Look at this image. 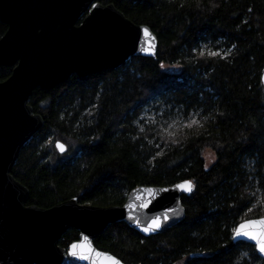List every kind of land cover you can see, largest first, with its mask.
Instances as JSON below:
<instances>
[{
    "label": "trees",
    "instance_id": "16d2710c",
    "mask_svg": "<svg viewBox=\"0 0 264 264\" xmlns=\"http://www.w3.org/2000/svg\"><path fill=\"white\" fill-rule=\"evenodd\" d=\"M98 2L147 25L158 39L156 56H134L115 69L32 91L28 104L44 124L11 171L29 191L27 205L50 208L76 198L121 206L135 187L191 180L178 224L149 237L123 222L110 224L94 246L125 264H264L230 242L234 221L246 215L230 205L251 191L264 195V0ZM5 30L0 23V37ZM233 44L227 60L208 58L207 49L199 56L204 45L223 53ZM10 71L0 67V81ZM193 118L199 124L185 128ZM54 138L69 143L72 154L55 152L48 145ZM206 150L217 157L207 169ZM258 214L264 211L247 215ZM77 240L78 231L69 229L60 246Z\"/></svg>",
    "mask_w": 264,
    "mask_h": 264
},
{
    "label": "water",
    "instance_id": "95a60500",
    "mask_svg": "<svg viewBox=\"0 0 264 264\" xmlns=\"http://www.w3.org/2000/svg\"><path fill=\"white\" fill-rule=\"evenodd\" d=\"M0 23L6 26L0 37V67L12 68L0 81V264H87L67 257L66 249L84 236L94 246L110 224L123 222L149 237L182 221L181 197L188 194L176 190L160 192L151 210L141 215L145 221L167 208L176 209L155 234L139 231L123 207L136 189H174L180 182L135 187L121 206L80 204L71 198L41 208L27 205L29 191L11 173L20 149L44 124L28 104L32 91L51 90L72 76L84 79L115 69L134 56L155 57L158 39L152 30L128 19L114 4L98 0H0ZM144 28L155 38V55L139 50ZM69 229L78 231V240L65 248L60 240Z\"/></svg>",
    "mask_w": 264,
    "mask_h": 264
},
{
    "label": "snow or ice",
    "instance_id": "6c2138e0",
    "mask_svg": "<svg viewBox=\"0 0 264 264\" xmlns=\"http://www.w3.org/2000/svg\"><path fill=\"white\" fill-rule=\"evenodd\" d=\"M184 6L183 3L180 5ZM214 7L216 5H213ZM96 5H93L95 8ZM248 12H252V9L249 8ZM245 24L248 21H244ZM143 39L141 41L140 52L146 55H155L156 44L154 42V37L150 33L148 28H144ZM238 46L236 44L232 45V48L228 49L226 52L215 51L208 48L207 45H204L203 49L199 50V56L201 58L205 57V49H207V57L210 59L220 58L221 60H227L231 56L232 49H236ZM159 67L161 69H166L168 66L164 63H160ZM176 67H181L177 64ZM260 83L264 84V75L260 77ZM94 108H99V105H93ZM219 115H224L223 113H218ZM88 116H93L94 113L89 110L87 112ZM140 121H144L146 118L141 116ZM80 122L78 121V124ZM199 121L195 118L191 119L189 122L184 124L185 128H192L194 125H198ZM202 127V125H200ZM171 127V125H169ZM141 132L144 131L143 128L140 129ZM94 140L99 139L98 136L93 137ZM246 139V138H242ZM179 141H173V143H178ZM48 145L51 146L55 152H58L60 156H65V154L71 155L70 144L63 141L62 139L54 138L49 139ZM159 147V145H157ZM212 156V161H215L217 157L210 153ZM51 159V157H49ZM155 159V157H153ZM211 162V161H210ZM151 163V161H150ZM207 165L205 168L207 169ZM250 180L251 177H248ZM260 188L264 189V176H261L260 179ZM194 184L191 180H184L180 183L175 184L174 189L164 188L160 191L153 189L151 187H145L141 189H136L133 191L130 197V202L123 205L126 213L127 220L134 224L139 231L143 232L146 236L158 233L164 224H166L170 219V214L176 212L174 208H167L164 211L152 215L145 221L141 220V215L145 212L151 210L153 202L160 195V192H169L172 190L180 191L183 193L191 194L194 190ZM232 208H237V215H239L241 210L246 209L245 218L239 220L238 222L234 221L233 226L231 227L230 242H232L233 247H238L244 245L249 248L250 252L253 254L252 258L256 259L258 254L260 258H264V214L258 215H247L254 214L258 211H264V195L257 197L256 191H251L248 193V198L244 199L241 197L239 205H230ZM67 257L73 258L77 261H85L87 264H122V261L116 256L105 253L97 250L92 243L89 241L87 236H84L83 239L78 243H72L65 251ZM248 253H245L241 259H244Z\"/></svg>",
    "mask_w": 264,
    "mask_h": 264
},
{
    "label": "rangeland",
    "instance_id": "374dc122",
    "mask_svg": "<svg viewBox=\"0 0 264 264\" xmlns=\"http://www.w3.org/2000/svg\"><path fill=\"white\" fill-rule=\"evenodd\" d=\"M210 153H212L210 150H206L205 153H204V158H205V161H206V165L207 166H209L212 163V156L209 155Z\"/></svg>",
    "mask_w": 264,
    "mask_h": 264
},
{
    "label": "flooded vegetation",
    "instance_id": "af4514ba",
    "mask_svg": "<svg viewBox=\"0 0 264 264\" xmlns=\"http://www.w3.org/2000/svg\"><path fill=\"white\" fill-rule=\"evenodd\" d=\"M10 69L12 70V68H10ZM10 72H11V71H10ZM10 74H11V73H10ZM9 76H10V75H9ZM9 76H8V77H9ZM8 77H7V78H8Z\"/></svg>",
    "mask_w": 264,
    "mask_h": 264
}]
</instances>
